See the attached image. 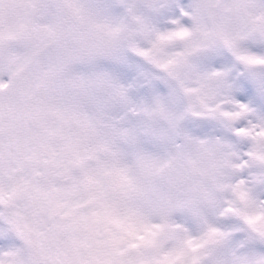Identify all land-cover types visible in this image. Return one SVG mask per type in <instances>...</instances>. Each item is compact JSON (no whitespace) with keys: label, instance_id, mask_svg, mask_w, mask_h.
Segmentation results:
<instances>
[{"label":"snow or ice","instance_id":"6c2138e0","mask_svg":"<svg viewBox=\"0 0 264 264\" xmlns=\"http://www.w3.org/2000/svg\"><path fill=\"white\" fill-rule=\"evenodd\" d=\"M0 264H264V0H0Z\"/></svg>","mask_w":264,"mask_h":264}]
</instances>
